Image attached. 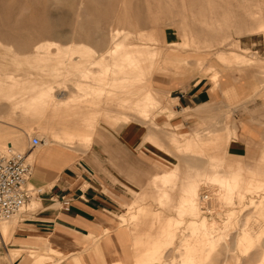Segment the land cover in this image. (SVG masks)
Returning a JSON list of instances; mask_svg holds the SVG:
<instances>
[{
    "label": "rangeland",
    "instance_id": "374dc122",
    "mask_svg": "<svg viewBox=\"0 0 264 264\" xmlns=\"http://www.w3.org/2000/svg\"><path fill=\"white\" fill-rule=\"evenodd\" d=\"M86 2L0 0L2 147L11 145L31 165L53 147L107 165L124 201L111 213L115 224L118 213L125 219L124 264H264V0H97L107 19L73 31ZM52 18L59 20L54 31ZM130 55L133 74L144 69L141 83L123 80ZM199 80L235 97L206 105L202 119L174 107L171 98ZM63 104L78 110L64 117ZM69 120L78 124L70 142L61 127ZM246 122L256 137L246 154H230ZM33 137L40 139L35 147ZM139 192L133 216L137 207L128 204ZM36 195L0 225L22 227ZM130 230L139 231L140 245ZM21 235H0V264L71 260L49 239Z\"/></svg>",
    "mask_w": 264,
    "mask_h": 264
},
{
    "label": "crops",
    "instance_id": "0c3cea01",
    "mask_svg": "<svg viewBox=\"0 0 264 264\" xmlns=\"http://www.w3.org/2000/svg\"><path fill=\"white\" fill-rule=\"evenodd\" d=\"M231 97L235 96L223 95L220 90H211L207 82L199 80L189 84L184 91L171 99L175 101L174 107L184 111L194 110L197 118L202 119L206 105L217 106L231 101ZM122 121L124 124L129 120ZM255 131L254 125L246 122L244 128L238 130L237 143L228 145L230 154H246V145L255 139ZM147 135L148 131L143 138ZM70 151L68 148L53 147L36 154L30 181L40 191L35 197L34 206L28 209L30 218L21 219L22 227H18L15 232H22L19 236L21 240L49 239L48 242L62 254L61 258L67 255L71 257L66 263L62 261L58 264H73V261L77 264H108L104 260L106 257L112 260L110 264H124L122 248L125 241L119 227L124 225L125 219L118 213V223L111 221V213L118 210L120 202H124L118 192L120 188L110 178L109 167L103 162L76 158ZM146 186L143 189H146ZM141 192L128 204L129 208L137 207V210L132 212L133 216L137 215ZM62 197L70 199L68 210L62 209ZM32 199L27 205L31 204ZM109 230L112 234H108L93 250L87 252L90 243L98 239L103 232L109 233ZM15 232L13 230L12 233ZM138 232L131 231L134 247L141 242Z\"/></svg>",
    "mask_w": 264,
    "mask_h": 264
},
{
    "label": "built area",
    "instance_id": "2783aa9c",
    "mask_svg": "<svg viewBox=\"0 0 264 264\" xmlns=\"http://www.w3.org/2000/svg\"><path fill=\"white\" fill-rule=\"evenodd\" d=\"M40 144V139L33 137L32 146ZM25 155L11 149L0 150V220L9 219L19 214L30 200L34 187L28 188L33 166L27 163ZM62 209L68 210L70 199L61 198Z\"/></svg>",
    "mask_w": 264,
    "mask_h": 264
},
{
    "label": "bare ground",
    "instance_id": "6f19581e",
    "mask_svg": "<svg viewBox=\"0 0 264 264\" xmlns=\"http://www.w3.org/2000/svg\"><path fill=\"white\" fill-rule=\"evenodd\" d=\"M80 3H81V0H80ZM83 3V2H82ZM73 7V6H72ZM99 7H102V5H97V0H87V2H86V4H85V8H84V10H83V14H82V17H83V20H82V23L80 24V25H82V26H75V28H74V30L73 31H77V32H81L82 31V28H83V26H88V25H90L91 23H93L95 20H98V19H100V20H103V18L102 17H104V20H106L107 19V17L108 16H106V14L105 13H103L100 9H99ZM79 8V7H78ZM80 9V8H79ZM81 9H82V7H81ZM78 13V12H77ZM100 15L102 16V17H100ZM67 17H68V19L67 20H69V12L67 13ZM80 19H81V17H80ZM50 21V23H49V28H50V30L51 31H54L55 29H57V27H58V23H59V20L58 19H54V18H52L51 20H49ZM51 26V27H50ZM42 27H45V24H44V22L42 23V25L40 26V29H44V28H42ZM50 33H52V32H50ZM137 53H139L140 54V57H143L144 55H145V48H142V49H139V51L137 52ZM132 55V54H131ZM130 55V58H124L125 59V65H124V68L123 69H125L127 72H131V73H129L128 75H127V77L125 78V79H123V80H125V81H129V80H137L138 81V83H141V81H142V79H144L145 78V74H144V69H141V71L139 72V74L136 76L135 74H133L134 72H132V65H131V63L133 62V60H134V58H132V56ZM139 57V58H140ZM146 62V61H145ZM135 64V63H134ZM144 65V62L143 63H141V65ZM139 65V64H138ZM145 66V65H144ZM120 67V66H119ZM136 72V71H135ZM138 72V71H137ZM133 83V82H132ZM136 83V82H135ZM52 90V88H50V91ZM51 95V94H50ZM51 97V96H50ZM60 108V107H59ZM34 109V108H33ZM61 109L62 110H64L65 112H67L68 111V109H70V110H72V111H77L78 110V108L76 107V106H74V105H69V104H63V106L61 107ZM35 110V109H34ZM36 111V110H35ZM66 115H68V116H70V112L68 111V113H66L65 114V116L64 117H68V116H66ZM47 124V123H46ZM61 127H63L62 128V131H63V135H64V138H66V141H71L72 140V136H71V134H73V132H74V130H75V128H77L78 127V124H75V123H72L70 120L69 121H64L63 123H62V126ZM87 129H88V127H87ZM87 129H86V132H87ZM2 132V131H1ZM1 132H0V134H1ZM91 132H87V133H84L83 135H89ZM5 134V133H4ZM4 134H3V136H4ZM68 136V137H67ZM69 136H70V138H69ZM3 140H4V138L2 137V136H0V144H1V147L3 146L2 144H3ZM5 145V144H4ZM35 147V146H34ZM6 149H11L12 151H14V148L11 146V145H6V146H4V147H2V148H0V150H6ZM15 152V151H14ZM15 153H20V152H15ZM25 160H26V158H25ZM27 162V161H26ZM28 163V162H27ZM30 181V180H29ZM153 183V182H152ZM28 188H33V187H31V186H29V182H28ZM200 188V187H199ZM37 190V189H36ZM200 190V189H199ZM37 191H40L39 189L37 190ZM197 190L195 189V190H189V191H187L186 192V195H185V197L183 198V202L179 205L180 206V208H181V210H184V206L186 205V204H184V203H187V204H190V203H193L194 202V200L196 199V196H197V192H196ZM33 194H35V193H33ZM32 198V197H31ZM30 198V199H31ZM205 199H207V196H204V200ZM26 206V205H25ZM195 207V206H194ZM150 210V209H149ZM16 216V215H15ZM15 216H12L11 218H9V219H12L13 217H15ZM9 219H4V220H9ZM204 219V218H203ZM205 220V219H204ZM1 221V220H0ZM202 222V221H201ZM207 221H205V223H206ZM188 223H189V221H188ZM204 223V222H203ZM204 223V224H205ZM190 224V223H189ZM14 226H15V222H11V223H4V224H1L0 225V235H1V237L3 238V239H7L11 234H12V232H13V230H14ZM193 226V225H192ZM195 227V226H194ZM192 229V228H191ZM195 229V228H194ZM173 231V230H172ZM172 231H171V233H172ZM190 233H191V231H190ZM194 235V234H193ZM170 236H172V235H170ZM172 238V237H171ZM170 237H169V240H172ZM192 238L194 239V237L192 236ZM200 239V238H199ZM196 241V240H195ZM198 241V240H197ZM189 242V241H188ZM189 244V243H188ZM196 244V243H195ZM198 244H199V241H198ZM193 245V244H192ZM200 246H202V245H200ZM199 247V246H198ZM194 248V247H193ZM195 248H197V245H196V247ZM199 249H200V247H199ZM191 250H192V252L193 253H195L196 251H194L192 248H191ZM198 250V249H197ZM199 251V250H198ZM197 251V252H198ZM191 252V251H190ZM201 252V251H200ZM199 252V253H200ZM205 252V251H204ZM187 253V252H186ZM189 253V252H188ZM190 254H192V253H190ZM197 253H195V254H193V256L194 255H196ZM202 254V253H201ZM192 256V255H191ZM194 257H192L191 259H193ZM199 258H200V255H199ZM198 258V259H199ZM197 259V258H196ZM197 259V260H198ZM194 260V259H193ZM192 260V261H193ZM196 260V261H197ZM187 263V262H186ZM195 263V262H194Z\"/></svg>",
    "mask_w": 264,
    "mask_h": 264
}]
</instances>
